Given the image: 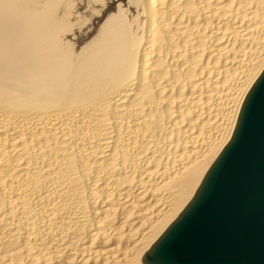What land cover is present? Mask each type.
<instances>
[{"label":"bare ground","instance_id":"6f19581e","mask_svg":"<svg viewBox=\"0 0 264 264\" xmlns=\"http://www.w3.org/2000/svg\"><path fill=\"white\" fill-rule=\"evenodd\" d=\"M264 70V0H0V264H154Z\"/></svg>","mask_w":264,"mask_h":264},{"label":"water","instance_id":"95a60500","mask_svg":"<svg viewBox=\"0 0 264 264\" xmlns=\"http://www.w3.org/2000/svg\"><path fill=\"white\" fill-rule=\"evenodd\" d=\"M149 258L154 264H264V70L229 142Z\"/></svg>","mask_w":264,"mask_h":264}]
</instances>
